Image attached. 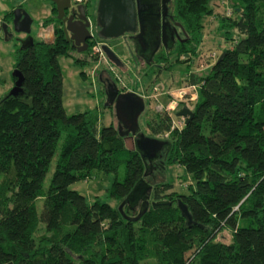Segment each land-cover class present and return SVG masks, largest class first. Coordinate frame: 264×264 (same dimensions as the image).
Returning <instances> with one entry per match:
<instances>
[{
  "label": "trees",
  "instance_id": "1",
  "mask_svg": "<svg viewBox=\"0 0 264 264\" xmlns=\"http://www.w3.org/2000/svg\"><path fill=\"white\" fill-rule=\"evenodd\" d=\"M214 1L169 0V22L180 25L184 41L160 49L153 66L143 65L144 72L156 65L157 73L167 68L169 56L177 64L192 60L199 54L202 20H215L223 56L216 62L213 53L214 61L203 63L205 73L187 76L196 86L189 121L176 128L166 109L153 115L144 110L140 125L148 137L167 135L161 140L170 149L156 172L180 166L184 192L147 176L148 202L170 204L148 206L136 222L124 220L117 206L142 179L144 165L113 123L97 127L96 111L65 115L57 58L75 51L53 9L41 22L53 25L52 40H32L16 50L12 68L22 77L20 93L0 98V264H264V0H219L225 6L220 15ZM10 19L11 11L1 22ZM96 41L93 36L84 52ZM92 171L113 174L107 190L113 207L96 199L87 203L68 189L90 179ZM122 212L135 215L126 207ZM226 232L229 240H218Z\"/></svg>",
  "mask_w": 264,
  "mask_h": 264
},
{
  "label": "rangeland",
  "instance_id": "2",
  "mask_svg": "<svg viewBox=\"0 0 264 264\" xmlns=\"http://www.w3.org/2000/svg\"><path fill=\"white\" fill-rule=\"evenodd\" d=\"M4 1L6 0H0V3ZM214 2V14L219 13L218 15H220V13L224 11L225 6L224 4H221L219 0ZM95 3L96 0H90L86 4L88 13L94 12ZM22 8H24L25 11H23L31 19L29 36L34 41L45 42V38L38 34L40 33L39 27L43 18L50 15L49 0H26L22 5ZM0 17H2L1 11ZM202 22L204 28L201 35L198 56L193 57L192 60L183 64L175 63L173 56H169L165 63L167 68H164L158 77H153L152 79L148 75H143L144 70H142L143 66H141L140 61L135 58L131 62L127 51V47L129 48L130 46L121 38L106 41L100 40L101 44L106 45L121 61L122 66L120 68L112 67L109 70L104 61L109 65H111V63L106 59L105 55L104 61L99 63L97 62V59L90 56L89 49L83 54L71 52L70 55L59 56L57 58V64L61 75V103L65 115L70 116L75 113L94 110L98 116L96 121L98 128L108 126L111 123L116 127V121L112 115L113 113H110L111 109L103 106L104 95L101 86L104 81L108 79L110 82H114L121 93L130 92L132 88L136 93L141 92L143 96L147 95L148 105L145 108V112L149 113V115H153L155 110L160 114L161 109H166L170 114L171 119L180 123L181 119L174 116L177 109L182 105L190 110L193 107L196 98L195 90L193 91L188 88L189 84L186 81L187 76L191 74L201 75L205 73L207 69H204L206 67L203 63L208 59V55L214 53L218 56L223 50V45L216 35L217 30L215 20L212 18H206L203 19ZM7 24L8 27L6 29V34L3 35L0 32V98L6 96L11 88L10 75L16 58L15 53L19 48V40L24 38L23 34L15 33L12 30L10 20ZM50 25L52 28L53 25L48 23L46 26H41V29L46 31L49 30L48 32L50 33ZM48 41H50V39ZM82 56L86 57V61H83ZM77 59L82 60V62H78ZM138 65H140L138 70L139 73H141L140 76L137 72ZM140 70L142 71L140 72ZM160 88H162L161 93ZM145 112H143L138 118L139 130L141 129L140 125L143 124L144 118H146V114H144ZM166 136L167 135H164L161 139H165ZM155 138L159 139L158 137ZM60 143L61 139L58 141L57 145L59 146ZM125 144L127 147L133 149L130 137H126ZM58 146L56 148V154ZM54 159L55 156L50 162L42 182L44 188H46L51 176ZM153 175L154 178L152 177V181L156 183L164 181L172 186L173 192H184V185L181 184V182L183 179L187 180V178L184 170L180 166L176 164H167L162 172L155 171ZM121 176L122 168L118 169L116 177L121 178ZM113 178L114 176L112 173L92 171L90 179L76 181L70 184L68 189L83 196L87 203L96 199L99 202L107 203L113 207L114 202L108 197L107 191ZM145 180L148 183L150 178H146ZM36 206L37 211L39 212L41 202H37ZM39 225L43 227L42 224ZM218 240L221 242H227L229 240L227 232L219 235Z\"/></svg>",
  "mask_w": 264,
  "mask_h": 264
},
{
  "label": "water",
  "instance_id": "3",
  "mask_svg": "<svg viewBox=\"0 0 264 264\" xmlns=\"http://www.w3.org/2000/svg\"><path fill=\"white\" fill-rule=\"evenodd\" d=\"M168 2L169 0H96L93 12L95 36L99 41L123 39L131 46L130 49L127 47L128 54L149 66L160 49L168 51L175 42L184 41V39L180 40L177 32L178 29L180 33H183L180 25L169 22ZM49 5L54 10V18L59 22L65 42L70 44V47L78 54L86 51V41L91 39V35L84 8L82 6L70 8L69 0H49ZM10 24L15 33L24 35V38L18 42L19 49L30 47L33 42L29 36L30 17L23 10L15 8L11 11ZM7 27V23H0V32L3 35L6 34ZM100 49L114 67L122 66L121 61L106 45L102 44ZM222 56L223 53L217 57L216 62ZM10 77L13 84L7 95L15 97L20 93L22 77L16 69L11 71ZM103 105L111 107L118 136L131 138L133 150L144 165L142 179L134 184L117 206V211L124 220L136 222L148 206L157 209L167 208L170 204L168 201L148 202L151 185L144 180L147 176H151L152 171L157 167L156 163L162 158V153L166 154L169 151L170 144L166 140L145 136L139 131L138 118L145 110V103L137 94L119 93L112 83L106 82ZM174 116L183 118L186 124L191 117V112L182 106ZM123 207L129 211L135 208V215H124ZM176 207L185 224L189 226L191 221L185 206L177 200Z\"/></svg>",
  "mask_w": 264,
  "mask_h": 264
},
{
  "label": "crops",
  "instance_id": "4",
  "mask_svg": "<svg viewBox=\"0 0 264 264\" xmlns=\"http://www.w3.org/2000/svg\"><path fill=\"white\" fill-rule=\"evenodd\" d=\"M25 1H26V0H6V1L0 3V11H1L2 16H3L5 13H8V12L12 11V10L15 9V8H19V9H21V10H24V8H22V5L24 4ZM50 10H51V7H50V5H49V13H50ZM24 11H25V10H24ZM49 16H50V15H47V16H45V18H48ZM45 18H43V20H44ZM1 19H2V17H0V22H1ZM50 29L52 30L51 25H50ZM39 30H40V33H39L38 35L43 36V37L45 38V40H46V41H45L46 43H48V42H50V41L52 40V33H51V30H50V33H49V32H48L49 30L46 31V30H44V29H41V24H40ZM45 31H46V32H45ZM49 39H50V41H48ZM137 67H138V69H137V71H138L140 65H138ZM205 67H206V68H204V69H208L207 66H205ZM161 71H163V70H159V72L154 73V69H153V68H150V69L145 70V72H144L143 75H148V76L152 79L153 77H158V76L160 75ZM140 75H141V74H139V76H140ZM130 92H133V93L139 95L140 97L143 96V95L141 94V92L136 93V91H134L132 88H131V91H130ZM161 92H162V88H160V93H161ZM139 93H140V94H139ZM155 95H156V94H155ZM152 96H153V95H152ZM156 96H157V95H156ZM158 96H159V95H158ZM145 97L148 98L147 95H145Z\"/></svg>",
  "mask_w": 264,
  "mask_h": 264
},
{
  "label": "built area",
  "instance_id": "5",
  "mask_svg": "<svg viewBox=\"0 0 264 264\" xmlns=\"http://www.w3.org/2000/svg\"><path fill=\"white\" fill-rule=\"evenodd\" d=\"M70 2L73 4V5H85L89 2V0H70ZM91 35V34H90ZM93 38V36L91 35V39L89 41H91ZM101 43L100 42H95L93 43L91 46H90V49H89V52H90V56L91 57H94L95 59H97V62H101V61H104V54L103 52L101 51L100 47H101ZM206 59V58H205ZM209 59V60H208ZM208 59H206L207 61H214L215 59V56L214 54L212 53L211 55H208ZM104 63L107 65L108 69L110 70L112 68V66H110L107 62L104 61ZM188 88H190L191 90H195L196 86L195 85H189ZM181 119V122L178 123V122H173L172 123V127H176V128H181V126L183 125L184 123V119L183 118H180ZM179 119V120H180ZM178 120V121H179Z\"/></svg>",
  "mask_w": 264,
  "mask_h": 264
},
{
  "label": "flooded vegetation",
  "instance_id": "6",
  "mask_svg": "<svg viewBox=\"0 0 264 264\" xmlns=\"http://www.w3.org/2000/svg\"><path fill=\"white\" fill-rule=\"evenodd\" d=\"M69 5H70V8H72V9H75L77 6H82L83 8H84V12H85V16H86V19H87V21H88V23L90 24V26H89V33L92 35V36H95V28L93 27V13H88V11H87V7H86V4L85 5H73L71 2H70V0H69ZM1 23V22H0ZM180 40H182V39H180ZM89 40H87L86 41V43L88 42ZM68 44V43H67ZM68 46H70V44H68ZM162 50V49H161ZM133 60H134V58H133ZM141 62V61H140ZM144 65V63L143 62H141V66H143ZM151 66H153L154 64H150ZM149 65V66H150ZM12 70H13V68H12ZM106 82H109V83H112L115 87H116V85L114 84V82H110L108 79H106L105 81H104V83L102 84V93H103V95H104V88H105V84H106ZM12 84H13V80L11 79V87H12ZM116 89L118 90V92L119 93H121L120 92V90L116 87ZM142 99H144V102L145 101H147L148 102V100H147V97H145V96H142ZM103 102H104V100H103ZM104 104V103H103ZM104 106V105H103ZM109 108H111V107H109ZM140 131V130H139ZM156 165H158L157 163H156ZM156 171V169L155 170H153L152 171V174H151V177H154V175H153V173ZM147 178V177H146ZM129 211V210H128ZM136 209L134 208V210L133 211H130V214H132L133 215V213L135 214L136 212Z\"/></svg>",
  "mask_w": 264,
  "mask_h": 264
},
{
  "label": "clouds",
  "instance_id": "7",
  "mask_svg": "<svg viewBox=\"0 0 264 264\" xmlns=\"http://www.w3.org/2000/svg\"><path fill=\"white\" fill-rule=\"evenodd\" d=\"M142 98V97H141ZM148 100V99H147ZM143 101H144V99H143Z\"/></svg>",
  "mask_w": 264,
  "mask_h": 264
}]
</instances>
